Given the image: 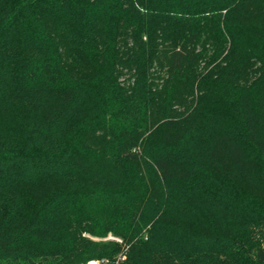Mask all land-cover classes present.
<instances>
[{"label": "trees", "instance_id": "1", "mask_svg": "<svg viewBox=\"0 0 264 264\" xmlns=\"http://www.w3.org/2000/svg\"><path fill=\"white\" fill-rule=\"evenodd\" d=\"M120 254L264 264V0H0V264Z\"/></svg>", "mask_w": 264, "mask_h": 264}, {"label": "built area", "instance_id": "2", "mask_svg": "<svg viewBox=\"0 0 264 264\" xmlns=\"http://www.w3.org/2000/svg\"><path fill=\"white\" fill-rule=\"evenodd\" d=\"M127 256L125 254H120L114 257V259L101 257V258H93L88 260L84 264H123L126 260Z\"/></svg>", "mask_w": 264, "mask_h": 264}, {"label": "rangeland", "instance_id": "3", "mask_svg": "<svg viewBox=\"0 0 264 264\" xmlns=\"http://www.w3.org/2000/svg\"><path fill=\"white\" fill-rule=\"evenodd\" d=\"M105 240H118V241H120V238H118L116 236L113 237L112 235H109L108 237L105 238ZM84 263L85 262H82V263H79V264H84Z\"/></svg>", "mask_w": 264, "mask_h": 264}]
</instances>
